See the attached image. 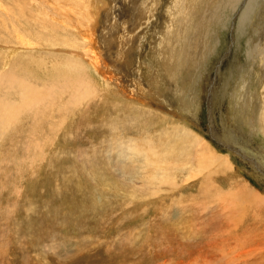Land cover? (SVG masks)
<instances>
[{"label": "rangeland", "instance_id": "374dc122", "mask_svg": "<svg viewBox=\"0 0 264 264\" xmlns=\"http://www.w3.org/2000/svg\"><path fill=\"white\" fill-rule=\"evenodd\" d=\"M61 1L56 4L55 0H40L41 4L56 6L64 16L55 18L54 31L49 32L42 24L49 22L50 14L34 0H18L17 4L0 0L2 74L18 70L20 77L24 73L25 78L28 76L26 83L37 81L38 87L64 79L65 98H69V88L72 92L77 76L79 79L87 74L90 83L86 82L96 88V92L92 90L89 111L83 104L72 114V105H63L70 107L64 110L69 120L63 128L59 123V134L42 133L43 137L37 139L25 135L29 138L25 140L19 136L20 127L22 132L26 130L24 124L13 125L10 132L1 130L0 264H263L264 133L250 120L258 117L256 107L260 103L248 104L256 89L251 83L246 49H254L257 44L264 48V0H259L250 16L248 34L243 37L235 29L246 0L235 2L234 9L232 0H193L185 8L191 14L183 19L186 25L181 38L185 40L181 47L185 55L167 71L166 88L175 100L172 109L166 105L164 114L117 97L113 86L78 70V58L62 53L69 50V43L77 42L75 32L63 30L67 26L62 23L74 15L82 18L79 11L87 7L88 0H80V6L70 5L76 0H66L69 4ZM141 1L137 0L135 6L139 7ZM126 2L114 3L123 15L117 28L121 33L115 34L118 39L127 35L124 28H131L132 18L125 16L129 6ZM159 2L154 23L144 29L145 37L136 48L139 56L127 55L118 60L121 73L128 68L129 78L134 73L145 83L153 78L155 70L146 63L156 61V34L163 28L164 15L160 16L165 0ZM99 27L104 28L101 24ZM110 29L107 25L108 33ZM139 32L137 29L134 33ZM20 38L29 48L10 51L5 47H15ZM104 48L114 53L107 45ZM261 68L264 70V64ZM158 69L163 72L162 67ZM260 91L261 87L258 96ZM241 94L244 103L237 101ZM7 97L16 99L12 94ZM91 110L97 112L95 117ZM210 119L219 135L229 142L231 137L235 139V152L255 160L258 170L204 135ZM174 125L183 130L185 137L170 136ZM0 126L4 128L1 122ZM51 138L56 142L46 150L42 144H35V140L43 143ZM197 140L209 154L215 153L223 160V168L203 162L196 165L197 155L192 150L196 144L190 142ZM29 143L38 150L37 159L32 155L26 159L27 148H23ZM14 147L22 150L18 152ZM158 156L167 160L163 164H168L167 172H156L154 166L146 165V158L158 163Z\"/></svg>", "mask_w": 264, "mask_h": 264}, {"label": "bare ground", "instance_id": "6f19581e", "mask_svg": "<svg viewBox=\"0 0 264 264\" xmlns=\"http://www.w3.org/2000/svg\"><path fill=\"white\" fill-rule=\"evenodd\" d=\"M13 1L15 2V4L18 3V0H13ZM34 1L37 2L36 5L42 6V9H44L45 11H48L50 14V16H48V18H47L49 20V22L46 23L45 21H43V24H42V25H44L43 29H45V31L48 30L49 32L54 31L55 23L53 21L55 20V18H57V20H58V18L63 19V17H64V16H62L63 14L61 15V12H59V10L56 8V6H52V4L51 5H48L46 3L41 4L40 0H34ZM55 1H56V4H59L58 2H62L61 0H55ZM65 1L66 0H64L63 2H65ZM70 1H72V0H70ZM118 1L120 2V0H107V3H105L104 0H88L86 2L87 7L80 10L81 12L79 11V13L81 15H83L82 18L79 17L80 18L79 19V18L75 17L74 14H72V15H74V16H72V18H66V20H64V21L62 20L63 21L62 24L67 26V28H64L63 30H65L66 32L69 31V33L71 31L73 33L75 32L74 33L75 35L74 34L73 35L76 36L77 42L72 41L68 45V49L72 53H70L69 50L68 51L66 50L67 52L64 50L63 51L61 50V51H62V53L68 55V58H70V57L78 58V60H79L78 70L81 69L83 71L90 72L91 74L96 75L97 78L101 79L104 84L109 83L110 86H113V88H115V90L117 91V95H118L117 97H120V98L123 97L124 99H127V100L137 101V103H140L141 106H142V104H144V105L150 107L148 110H153V111H156L157 113L161 112V114H164L166 112L165 109H167L169 106H171V104L175 100V99L173 100V98L170 97V94L168 91L169 87L166 88L167 71H170L174 67L173 64L179 63V57H183L185 55V52L183 51V49L181 47V42L185 40V39L181 38V34L183 33L184 27L186 25L184 23L185 20H183V19L185 17V14L191 15L188 11L185 12V8H187V6L190 5L191 2H193V0H169V1L165 0L164 4H162L161 8H163L164 14H162L160 16V18H162L164 15V18H163L164 22L162 23L163 28L161 26V29H159L157 34H156L157 35V38H156L157 43H156V48H155L156 52H153L155 54L156 61L152 60L151 61L152 63H150V62L146 63V65L150 69H154L155 71L153 70L154 71L153 72V78L151 77V80L148 82L146 81V83H145V81L139 79L140 77H138L134 73L131 74L132 76L130 77L131 78L130 79L129 75L126 74V72H128L127 71L128 68L122 69L124 73H121V70H119L117 68L118 66H121V64L119 65V63H118V60H120L122 57L125 58L127 55L135 54V55L139 56V52H138V50H136V48L141 46L142 40L145 37V36H143L144 29H147L149 25L154 23L153 20L155 18V13L157 12L156 6L160 2H159V0H144V3H142V1L140 0L141 3L139 5V7H136L135 4H137V0H127L126 3L129 6H128L127 10L125 11V13H126L125 16L131 17L132 22L135 24H132V22H130L131 23L130 29H129V27H128V29H126L127 27L124 28L125 31L122 29L124 31V33H126L127 35L121 36L120 39H118V38H116L115 34L121 33V32H119V30L117 28L119 27V25L121 23L120 19L123 17V15L118 10H116V8L114 7L115 6L114 3H118ZM237 1H239V0H232L230 2V5L232 8L233 7L235 8V4H236L235 2H237ZM246 1L247 2L245 5V9H243L242 13L240 14L239 22L237 23V26L235 29L236 32H238L239 36H241V37H243V35L248 34L247 26L251 20L250 16L256 11V9H257L256 7L259 6V0H246ZM81 2H80V0H76V2L70 3V5H75V6L79 5L80 6L82 4ZM199 2H200V0H197V3H199ZM65 3H67V2H65ZM184 3H185V5H184ZM67 4H69V3H67ZM18 7H19V5H18ZM13 10H14V8L12 7L11 12H13ZM71 10H73V9H71ZM73 11H75V10H73ZM68 15H70V14H68ZM127 18H126V23H127ZM99 19L101 20V22L99 21V23H98ZM141 19L143 20V23H141V21H140ZM35 21H37V20L35 19ZM84 21H86V23ZM129 21H130V19L128 20V22ZM83 23H85V24H83ZM95 24H99V25L101 24L102 26H104V28H100L99 25H98V27H95ZM106 24L111 28L109 30V33L106 30V26H107ZM61 25H58L59 31L61 30V29H59V26H61ZM79 26L83 27L84 29L80 30ZM71 27H72V29H71ZM182 27H183V29H182ZM99 29H101L100 32H98ZM115 29H116V31H115ZM137 29L140 32L134 33L135 30H137ZM262 32L264 33V31H262ZM260 37H262V36H260ZM250 38H251V36H250ZM258 40H260V39H258ZM17 42H18V45L16 44L15 47L11 46V44L10 45L4 44V45L10 51H13L14 49L23 50L26 47H28V46H25L26 43H25L24 39L22 40L20 38V41H17ZM81 43H83V44H81ZM105 45L108 46L109 50H113L114 53L109 54L108 53L109 51L106 50L107 48L106 49L104 48ZM246 45H248V44H246ZM250 46L253 47V45H250ZM247 47H246L247 48L246 49V53H247L246 63H247V67L249 70L250 77H251L250 79H252L251 83L252 82L254 83L255 89H256L254 92L253 101H251L248 98V104L260 103V105L258 104L259 106L257 105V107H256V109L259 107L258 117L257 118L254 117L250 120L253 124L256 123V125L264 133V81L261 83V80H264V76H263L264 74H262V72H264V70L261 68L262 64H264V48H262V46L260 44H257L256 46H254L255 47L254 49L251 47L253 49V51H252V49H250L249 46H247ZM15 52H17V51H15ZM113 58H115V61L112 60ZM63 59L66 60V58H63ZM153 63H155V65H153ZM111 64H113V66H111ZM254 65L256 66L257 70H254ZM159 66L162 67L163 72L158 69ZM160 71L162 72V74H160ZM19 72H18V70H13V69L6 74H2V72H0V74H2V75H0V89L3 91V93H2L0 90V94H3L2 96H0V122H1V125L4 127V128H0L1 133L3 132L1 130H6V131L11 130L13 125L21 126L22 124H24V128H26V130L24 132L21 131L23 129V126H22V129H21V127H20V129L18 128L19 133L22 134L19 136H23L24 139L27 138V137H25V135H29L30 138L33 137L34 139H37L39 137L42 138L43 137L42 133H44V135L47 133L56 135V132H57V134H59L58 133V127H60L59 123H60L61 127L63 128L67 124V121L69 120V119L66 120L67 116H65L64 110H67L70 107L69 106L63 107L64 104H65V106L67 104L72 105L71 106L72 109H70V113H72V114H75V112H78V110L80 111L83 104H85V107H86L84 109H87L88 111L90 110V107H91L90 105L92 104V103H90V100L92 99L91 97L93 96L92 90H94L96 92V88L94 85H93V87L95 89H93V87L90 88L91 86H89V84H88L89 81L87 80V78L90 79L89 78L90 76L88 77L87 74H85L84 77L79 78V79H78L79 76H77V79H76L77 81L73 80V83L77 82V83H75L77 91H75L76 89H75V84H74L73 88L71 89V91L74 93L70 92V88H69V93H70L69 98H65L64 94H65L66 85H67L66 80L57 77L58 79L56 81L50 82V83L46 84V86L38 87L37 81L35 82L36 84L33 82L32 83H26L28 76H27V78H25V73L21 71L24 74H22L20 77ZM74 73L75 72L71 71V74H74ZM26 74H28V73H26ZM59 76H60V74H59ZM163 78H164V80L162 81ZM70 80H72V79H70ZM86 80L88 82H86ZM43 84H45V83H43ZM91 84H92V82H91ZM168 84H170V83H168ZM13 85L16 86V88H14ZM142 85L144 88L139 89L138 87L142 86ZM70 86H72L71 83H70ZM260 87H261V91H260L261 95L258 96L259 95L258 89ZM113 88H111V89H113ZM113 91H114V89H113ZM257 93H258V95H257ZM11 94L15 95V98H16L13 101L9 100L8 97L6 99V96L11 95ZM237 101L240 103H244L243 94L240 95V97L238 98ZM122 102H123V100H122ZM105 105H106V103H105ZM142 107H144V106H142ZM100 108H102V106H100ZM170 109H172V106L170 107ZM91 111H92L91 115L93 117H95V115H97V112L98 113L100 112L99 108L97 109V112L93 111V110H91ZM80 115H81V112H80ZM248 115H250V114H248ZM164 117L167 118V116H164ZM249 117H252V116H249ZM69 118H73V117H69ZM101 118H102V116H101ZM55 119L57 120V123L54 121ZM156 119L158 121L157 116H156ZM168 120H170V119H168ZM244 121H243V125H245ZM247 121H249V120H247ZM165 122H163V124ZM45 126H46L45 130L42 132V128H44ZM257 126H256V128H257ZM14 128H15V126H14ZM29 128H30V130H28ZM169 128H171V127L169 126L168 129ZM60 129L61 128H59V130ZM13 130L15 131V129H13ZM118 130H119V128H118ZM168 131H170V130H168ZM1 133H0V135H1ZM6 134H7V132H6ZM174 135L185 137L183 135V130L180 129L179 127L175 126V125H174V127H172V132L170 133V136H174ZM186 135H188V134H186ZM7 136H8V134H7ZM68 136H70V134ZM27 139L29 140V138H27ZM70 139H71V137H70ZM25 140L22 142L23 144H25L24 143ZM39 140H35V144L36 145L42 144L43 150L50 148L52 145L54 146V143L56 142V139L54 140L53 138H51V140L49 139L50 141H46V142L44 140L43 143H41V141H39ZM31 142H33V141H31ZM47 142H49V144ZM120 142L123 143L122 141H120ZM63 143H65V140L63 141ZM190 143L192 145L196 144L195 146L193 145L192 150H193V153L195 152L197 155L196 156V158H197L196 165L197 166H199V164H201L203 162L204 164H207L208 166H212L215 168L216 167L218 168V166H219V167L223 168V162H222L223 160L221 161L216 155H214L215 153L211 154L212 153L211 152L209 154V152H207L204 149V147L202 146L200 141H198L197 143H196V141H195V143H194V141H192ZM23 144H21V146ZM17 148H15V150L18 152L22 150L21 148H20L21 150L19 148L17 150ZM25 148L28 149V150L26 149V153H25L26 159L28 157H30L31 155L35 159L40 157L38 150L36 149V147L34 149L32 147L31 143H29V146L24 147L23 149H25ZM136 148H138V147H136ZM28 151H31L34 154L33 153L30 154ZM142 151L140 149V152H142ZM146 151L147 150L145 149V153H147ZM23 152H25V151H23ZM136 152H137V150H136ZM143 155H144V152H143ZM22 157H23V155H22ZM157 158H159L157 160L158 163L152 162L146 158V162H147L146 165L148 164L150 166H154L156 169L155 170L156 172H157V169H159V170L161 169V171L164 170V172H167V171H165V166H167L168 164H165V166H163V164L167 160L162 159L159 156ZM166 158H168V157H166ZM184 158H186V157H184ZM179 160H180V158H179ZM226 168H227V166L225 164L224 169H226ZM153 172H154V170H153ZM162 176L164 177V175H162ZM152 179H154V178H152ZM154 181L155 180H153V182ZM263 264H264V261H263Z\"/></svg>", "mask_w": 264, "mask_h": 264}, {"label": "water", "instance_id": "95a60500", "mask_svg": "<svg viewBox=\"0 0 264 264\" xmlns=\"http://www.w3.org/2000/svg\"><path fill=\"white\" fill-rule=\"evenodd\" d=\"M232 28L230 29V32H231ZM223 60V59H222ZM204 135H207L209 137V140L215 142L216 144H218L219 146L223 147L224 149H226V151L228 152H231V153H236V155L240 158H242L243 161H247V158L244 160L243 157H241L236 151L235 148H233L232 146L230 145H223L221 142H220V139L219 137L217 136V131L215 130V128L213 127V124H212V120L210 119V122H209V125L206 129V132H203ZM255 169H257L255 167ZM258 170V169H257ZM263 177H264V173H263Z\"/></svg>", "mask_w": 264, "mask_h": 264}]
</instances>
